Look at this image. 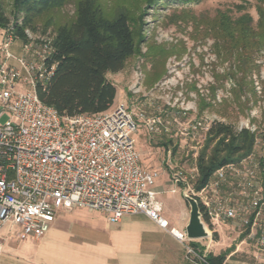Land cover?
I'll return each instance as SVG.
<instances>
[{
    "label": "built area",
    "instance_id": "2783aa9c",
    "mask_svg": "<svg viewBox=\"0 0 264 264\" xmlns=\"http://www.w3.org/2000/svg\"><path fill=\"white\" fill-rule=\"evenodd\" d=\"M0 31V120L7 116L0 124V232L16 230L21 241L40 238L58 212L74 208L104 213L110 223L140 214L168 230L156 201L158 173L141 166L134 147L139 125L126 102L95 115L60 117L35 93L37 84H46L54 72L53 65L46 66L52 40H28L16 55L12 21ZM21 84H26L23 92L17 89ZM202 129L209 128L200 121L191 128L192 133ZM245 129L257 133L252 153L215 170L201 189L194 187L197 155L189 174L172 169L170 193L182 188L194 198L209 230L207 238L196 241L188 240L185 231L169 230L186 243L192 264H206L216 244L211 235L223 227L235 234L231 255L250 250L254 264H264V131Z\"/></svg>",
    "mask_w": 264,
    "mask_h": 264
},
{
    "label": "rangeland",
    "instance_id": "374dc122",
    "mask_svg": "<svg viewBox=\"0 0 264 264\" xmlns=\"http://www.w3.org/2000/svg\"><path fill=\"white\" fill-rule=\"evenodd\" d=\"M0 1L12 21L13 0ZM80 1L69 0L61 9L34 20L35 31L26 29L27 40L18 38L13 52L19 55L28 40H52L58 26L74 20ZM95 1L105 17L124 13L129 19L137 51L121 72L106 77L120 95L114 104L125 101L138 121L134 147L143 169L158 173L154 189L161 192L156 201L163 216L169 220L177 216L176 222L180 220L184 230L189 210L182 188L170 193V180L172 169L191 172L192 158L203 146L207 131L192 133L193 124L200 121L209 128L223 123L235 131L246 126L264 131V47L239 51L218 29L222 15L235 21L247 13L254 24L255 6L261 0ZM240 4H245L244 11L237 9ZM2 34L0 31V41ZM260 34L258 42L264 41ZM245 56L251 58L248 63H239ZM17 89L23 92L26 84ZM6 118L4 115L0 124ZM211 237L216 244L210 254L230 255L226 264H254L250 250L231 255L235 234L229 229L223 227Z\"/></svg>",
    "mask_w": 264,
    "mask_h": 264
},
{
    "label": "trees",
    "instance_id": "16d2710c",
    "mask_svg": "<svg viewBox=\"0 0 264 264\" xmlns=\"http://www.w3.org/2000/svg\"><path fill=\"white\" fill-rule=\"evenodd\" d=\"M69 0H13L12 26L14 34L24 41L26 29L35 31L34 20L53 10L64 7ZM152 0H148L151 3ZM154 4L156 3L157 0ZM245 4L237 6L245 10ZM257 20L241 14L235 21L222 15L218 29L239 51H254L264 47V41L256 40L258 33L264 35V0L255 6ZM10 24L0 1V30ZM53 53L46 66H54L50 80L37 84L38 99L55 109L62 118L77 115H95L109 110L115 102L116 86L107 79V74L123 70L129 58L135 55L137 46L126 14L118 13L113 18L104 16L95 0H82L77 4L74 20L58 26L52 39ZM240 59L245 64L251 59ZM264 138V132L262 134ZM257 133L243 128L235 131L232 126L213 123L206 132L205 141L197 154L198 178L194 187L201 189L211 174L227 164L238 163L249 156ZM162 147L167 148L165 143ZM174 151V150H173ZM216 237V235L214 236ZM194 248L198 245L192 243ZM226 253L205 257L206 264H223Z\"/></svg>",
    "mask_w": 264,
    "mask_h": 264
},
{
    "label": "crops",
    "instance_id": "0c3cea01",
    "mask_svg": "<svg viewBox=\"0 0 264 264\" xmlns=\"http://www.w3.org/2000/svg\"><path fill=\"white\" fill-rule=\"evenodd\" d=\"M119 97L117 93L115 102ZM162 213L168 230L144 215H126L110 223L104 213L84 208L58 212L40 238L21 241L16 230L3 228L0 264H192L186 243L169 232L184 231L181 221Z\"/></svg>",
    "mask_w": 264,
    "mask_h": 264
},
{
    "label": "water",
    "instance_id": "95a60500",
    "mask_svg": "<svg viewBox=\"0 0 264 264\" xmlns=\"http://www.w3.org/2000/svg\"><path fill=\"white\" fill-rule=\"evenodd\" d=\"M183 201L188 207V221L184 228L186 237L190 241L205 239L209 236V230L201 220V212L197 201L182 193Z\"/></svg>",
    "mask_w": 264,
    "mask_h": 264
},
{
    "label": "bare ground",
    "instance_id": "6f19581e",
    "mask_svg": "<svg viewBox=\"0 0 264 264\" xmlns=\"http://www.w3.org/2000/svg\"><path fill=\"white\" fill-rule=\"evenodd\" d=\"M174 231V233H177L178 231H175V230H173Z\"/></svg>",
    "mask_w": 264,
    "mask_h": 264
}]
</instances>
